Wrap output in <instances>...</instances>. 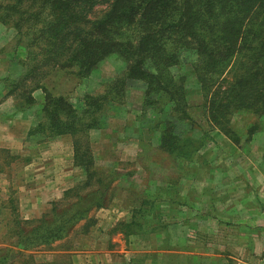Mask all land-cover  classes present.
I'll list each match as a JSON object with an SVG mask.
<instances>
[{"label":"rangeland","instance_id":"rangeland-1","mask_svg":"<svg viewBox=\"0 0 264 264\" xmlns=\"http://www.w3.org/2000/svg\"><path fill=\"white\" fill-rule=\"evenodd\" d=\"M13 41L14 31L0 23V49L5 48L0 53V264H124L125 250L151 246L160 253V264H184L185 258L189 264H198L199 258L207 257L202 253L213 258V252L222 255L221 260L239 264L245 257L243 247L250 252L249 264H264V221L259 217L263 206L259 198L264 195V116L235 115L231 132L236 141L214 129L204 114L200 87L190 73L195 57L187 53L183 64L172 72L176 77L186 76V98L195 124L189 136L199 150L190 159L161 150L160 130L155 127L170 117L171 103L164 95L159 107L143 114L144 84L131 83L124 106L108 110L104 125L89 131L98 174L84 189L87 176L75 163L71 137L44 138L33 131L42 117V92L35 93L37 104L24 110L8 95L23 71L19 59L25 58L21 49L13 53ZM124 69V63L111 56L85 79L56 71L46 87L80 110L87 94L101 91L104 83L115 80ZM188 128L185 122H177L179 134ZM97 177L104 185L93 183ZM72 188L86 200L85 206L95 203L102 193L104 206L93 207L62 240L35 247L20 241L19 235L51 219L53 209L59 211L79 201L80 197L65 196ZM170 200L175 204L184 200L189 214ZM245 200L248 209L243 206ZM246 213L255 219L250 227L232 228L229 222ZM146 214L152 219L146 227L149 232L139 233L136 228L142 226ZM187 215L188 223L175 221ZM185 247L193 254L184 255ZM148 260L144 255L133 257L138 264Z\"/></svg>","mask_w":264,"mask_h":264},{"label":"trees","instance_id":"trees-1","mask_svg":"<svg viewBox=\"0 0 264 264\" xmlns=\"http://www.w3.org/2000/svg\"><path fill=\"white\" fill-rule=\"evenodd\" d=\"M0 23L14 31L13 53L25 52L19 59L23 71L8 95L24 110L35 106V93L42 92V117L33 131L44 138L71 137L75 163L87 176L84 189L98 174L89 131L104 125L108 110L124 106L131 83L144 84L143 114L159 107L164 95L171 103L170 117L155 127L161 150L184 159L199 150L189 136L195 124L186 76L172 72L187 53L195 57L190 73L214 129L236 141L235 115L264 116V0H0ZM111 56L124 63V71L101 91L87 94L80 110L46 87L56 71L85 79ZM177 122L189 128L179 134ZM103 181L97 177L93 183ZM65 193L79 201L53 209L51 219L19 235L20 241L35 247L62 240L93 207L104 206L99 191L101 197L87 206L75 188Z\"/></svg>","mask_w":264,"mask_h":264},{"label":"crops","instance_id":"crops-1","mask_svg":"<svg viewBox=\"0 0 264 264\" xmlns=\"http://www.w3.org/2000/svg\"><path fill=\"white\" fill-rule=\"evenodd\" d=\"M246 188H245V190L246 191H248L250 188H248V185L246 184V186H245ZM257 190H259V189H257ZM261 190H264V187L261 189ZM262 197H263V199H260L259 198V200L261 201V203L263 204V206H261V214L259 215V217L261 218V219H263V221H264V195H262ZM182 203L181 204H175L174 202H173V200H170V204L171 205H177V206H181L182 208H186V209H188L186 206V202L184 201V200H182L181 201ZM249 203V202H248ZM243 206H245V208H247L248 209V205H247V200H245V204L243 205ZM189 211H187V213L189 214V212H190V208L188 209ZM250 212V211H249ZM149 213V212H148ZM147 215V217L144 219L143 218V220H142V222H141V227H138L139 229H138V231L137 232H139V233H143V234H145V232H149V230L148 229H146V227H148L149 226V224L151 223V221H152V219H151V216H149L148 214H146ZM183 216V215H182ZM235 216V215H234ZM251 216V215H250ZM249 215H248V213H246V214H244L243 216H241L239 219H238V217L236 218V221H232L231 220V222H229L230 224H233L232 225V228H235L236 230L238 229V228H240L239 226L240 225H246V226H248L249 225V227H250V223H252V222H254L255 221V219H254V216L252 215L251 217H250ZM188 217V215L187 216H185V218L183 217V218H177L175 221H181V222H186V223H188L189 222V218H187ZM244 217V218H243ZM182 219V220H181ZM189 219V220H188ZM127 222V221H126ZM131 222H134V220H131L129 223H131ZM151 233V232H150ZM182 235L184 236V234L182 233ZM151 236H153L152 234H151ZM187 236H189L188 234H187ZM235 237H238V233L237 232H235V235H234ZM242 236V235H241ZM245 236V238H248V234H245L244 235ZM232 237V236H231ZM130 238H133V236H130ZM232 239V238H231ZM131 242H132V240H131ZM151 249V250H150ZM241 249H243V254H245L244 256V258H243V260L242 261H239V264H249V263H251V258H248V254L250 255V252H248L249 250H248V248L247 247H243V248H241ZM182 253H184V255H186V256H188V255H191V254H193V252H191V249L190 248H188V247H185V248H182ZM235 251H239L238 250V248H236V250ZM214 254H213V258H209V254H207V253H202V255H204V256H207V257H203V258H199V261H198V264H225L224 262H223V260L225 261V262H227V259L225 260V259H223V260H221L222 259V255H218V256H216L215 255V252H213ZM236 253L237 252H235V254L234 255H236ZM160 253H158L156 250H154V248H152V246L151 247H139V248H137V247H135L134 249L133 248H131V250L130 251H126L125 250V254H123V256L121 257V260L123 261V263L124 264H138V263H135V262H133V257H136V256H140V255H144V256H147V258L149 259L145 264H160V262L157 260V256L159 255ZM263 254H261V258L263 257L262 256ZM249 262V263H248ZM238 263V262H237ZM184 264H189V262H186V258H185V263ZM226 264H231V263H226ZM235 264V263H234Z\"/></svg>","mask_w":264,"mask_h":264}]
</instances>
